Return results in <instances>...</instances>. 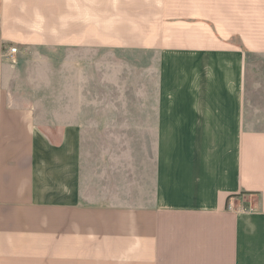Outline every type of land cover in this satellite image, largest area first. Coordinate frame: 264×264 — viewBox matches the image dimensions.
Returning <instances> with one entry per match:
<instances>
[{
  "label": "crops",
  "instance_id": "0c3cea01",
  "mask_svg": "<svg viewBox=\"0 0 264 264\" xmlns=\"http://www.w3.org/2000/svg\"><path fill=\"white\" fill-rule=\"evenodd\" d=\"M2 43L0 264H264V0H0Z\"/></svg>",
  "mask_w": 264,
  "mask_h": 264
},
{
  "label": "rangeland",
  "instance_id": "374dc122",
  "mask_svg": "<svg viewBox=\"0 0 264 264\" xmlns=\"http://www.w3.org/2000/svg\"><path fill=\"white\" fill-rule=\"evenodd\" d=\"M7 45H12V44H0V56L3 58L4 55V50ZM14 45V44H13ZM16 46V45H15ZM53 53H50V55ZM248 77H249V83H248V88L249 89V94L250 98L252 101L251 104H257L255 99V84L261 83L263 86V93H264V60L255 58V57H250L249 58V66H248ZM259 108L264 109V103H261V106ZM258 115L261 114V112L257 113ZM263 114V113H262Z\"/></svg>",
  "mask_w": 264,
  "mask_h": 264
},
{
  "label": "built area",
  "instance_id": "2783aa9c",
  "mask_svg": "<svg viewBox=\"0 0 264 264\" xmlns=\"http://www.w3.org/2000/svg\"><path fill=\"white\" fill-rule=\"evenodd\" d=\"M17 52H18L17 47H9L8 50L6 51V54H7L8 57H12V56H14ZM233 207H234L233 203H232V202H229V203H228V208H229V209H233ZM238 209H242V208L240 207V208H238Z\"/></svg>",
  "mask_w": 264,
  "mask_h": 264
}]
</instances>
